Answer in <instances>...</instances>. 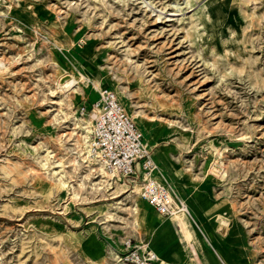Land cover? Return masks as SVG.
I'll use <instances>...</instances> for the list:
<instances>
[{
    "label": "rangeland",
    "instance_id": "obj_1",
    "mask_svg": "<svg viewBox=\"0 0 264 264\" xmlns=\"http://www.w3.org/2000/svg\"><path fill=\"white\" fill-rule=\"evenodd\" d=\"M94 79L147 116L155 175L187 204L185 231L183 210L139 197L175 230L158 255L181 242L170 264H264V0H0V264H121L119 244L144 243L134 182L96 190L74 162L62 110L91 118Z\"/></svg>",
    "mask_w": 264,
    "mask_h": 264
},
{
    "label": "built area",
    "instance_id": "obj_2",
    "mask_svg": "<svg viewBox=\"0 0 264 264\" xmlns=\"http://www.w3.org/2000/svg\"><path fill=\"white\" fill-rule=\"evenodd\" d=\"M80 112L93 120L92 152L109 171L116 173L115 179L118 177L126 184L140 180L142 197L162 215L187 209V204L157 179L153 149L145 144L143 131L115 90L99 88L98 97L82 103ZM125 243L127 248L119 256L121 264H159V255L150 245L130 240Z\"/></svg>",
    "mask_w": 264,
    "mask_h": 264
},
{
    "label": "bare ground",
    "instance_id": "obj_3",
    "mask_svg": "<svg viewBox=\"0 0 264 264\" xmlns=\"http://www.w3.org/2000/svg\"><path fill=\"white\" fill-rule=\"evenodd\" d=\"M254 4V3H253ZM257 5V4H256ZM259 5V4H258ZM210 8V15L207 18V21H210V25H207V29H210L212 31V33L214 34V32H219V26H218V22L219 20L216 18L215 19V13H217V10L215 9L214 6H209ZM225 9V8H224ZM225 14H227V11L225 9ZM218 17L220 18V15L218 13ZM262 23V22H261ZM127 57V56H126ZM130 63V62H129ZM131 64V63H130ZM115 75V74H114ZM64 76V75H63ZM118 76V75H116ZM61 79V78H60ZM62 81V82H61ZM75 80L72 79L69 75L66 74V76L64 78H62V80H60L59 82V88L62 90L63 87H70L72 85V83ZM94 81L97 83L95 86L97 88H99V84L100 81L99 79H94ZM64 85V86H63ZM125 85V84H124ZM53 90V89H52ZM51 90V91H52ZM129 93V92H128ZM63 95V94H62ZM68 95V94H67ZM53 99V98H52ZM59 101V100H58ZM65 101V100H64ZM68 101V100H67ZM64 103V102H63ZM66 103V102H65ZM70 105V104H69ZM128 108L129 110H131V114L133 116L134 119H136L138 122H140V124L142 125V127L145 126L146 124V118L147 116L144 115L143 111L138 110L136 104H134L133 102H128ZM67 106V105H66ZM67 109V108H66ZM72 109V108H71ZM62 110V109H61ZM64 112V119L65 122H73V124L75 125V128L78 129V131L80 132L82 139H81V147L75 151L78 152V155L75 156V164L78 167V171L81 169L82 164H86L88 166V168L90 170L95 169L99 175L97 177H101V179H99L98 181L94 182V189H103L105 192L109 193L111 190L114 189V185H113V181L112 179H114L116 173L109 171L106 167L105 164L101 161V159L95 155L92 152L91 149V142H92V134H93V120L91 118H87V117H83V116H79L74 112L73 110H62ZM60 115V114H58ZM58 118V117H57ZM62 118V117H61ZM59 119V118H58ZM148 119V118H147ZM55 121V120H54ZM64 124V123H63ZM70 124V123H69ZM179 125V124H178ZM75 131V130H74ZM146 131L150 132L151 131V127L147 126L146 127ZM76 133V132H75ZM69 136V135H68ZM77 138V137H76ZM63 141V140H62ZM71 142V141H70ZM146 144V143H145ZM69 145V144H67ZM148 145V144H146ZM73 148V147H72ZM66 149V148H65ZM77 149V148H76ZM67 150V149H66ZM70 150V149H69ZM73 150V149H72ZM41 153V152H40ZM75 154V153H74ZM47 160H49V157L46 158ZM54 162V161H53ZM1 163H3L1 161ZM49 163V162H47ZM58 163V162H57ZM9 164V163H8ZM46 164V162L44 163ZM74 164V163H73ZM12 166V165H11ZM85 167V166H84ZM65 168V167H64ZM210 168V167H209ZM6 172H10L11 168L10 165H6L5 166ZM54 169V168H53ZM74 170V169H73ZM49 171V170H47ZM56 171V170H55ZM81 171V170H80ZM82 172V171H81ZM49 174V173H48ZM73 174V173H72ZM78 174V172H77ZM87 174V173H86ZM47 175V174H46ZM96 175V174H95ZM87 176V175H85ZM61 177V176H60ZM73 177V176H72ZM79 178V177H78ZM81 178V177H80ZM52 179V178H51ZM53 180V179H52ZM77 180V178H76ZM88 180V178H87ZM95 180V179H94ZM64 181V180H63ZM119 181V178L116 177V182ZM83 182V181H82ZM63 185L66 184V182H61ZM101 183H104V185H100ZM80 184V183H79ZM85 184V183H83ZM86 185V184H85ZM92 185V184H90ZM74 187V185H73ZM69 191V190H68ZM115 191V190H114ZM141 192H142V182H139V180H135L134 181V185L130 191V194H132L135 197V201L134 204L132 205V223L133 226H135V228L139 229L140 225L144 224L146 225V229H145V233L144 235H142L141 239L142 241H144V244L150 245L152 244V242L154 240H157L158 243L160 242L161 246H158L157 248H161L163 249L167 243L169 242V240L167 239V235L169 232L174 231V228L169 225L168 227H164L163 224L161 222L158 221H152L149 212L143 208L140 204L139 201V197L141 196ZM99 193V192H98ZM80 196V195H79ZM108 205V204H107ZM105 211L107 212V215L112 217V214L110 213V210L108 208H105ZM114 215V214H113ZM189 216V212L187 211V209L183 210V214L180 216L182 219L180 220V224L182 226H184V230L187 231L188 230V222L185 220L187 217ZM179 217V219H180ZM126 221V219H125ZM128 221V220H127ZM129 222V221H128ZM187 225V226H186ZM109 227V226H108ZM181 229V228H180ZM123 230V229H122ZM138 234V233H137ZM141 235V234H140ZM187 235V234H186ZM185 235V236H186ZM184 236V237H185ZM187 237V236H186ZM181 243V242H180ZM180 243L175 247L169 250L168 254H166V256H162L161 254H159V264H170V259L175 256V254H177V252L180 250L179 246ZM119 246L121 247L122 250H125V247L123 244L122 246L119 244ZM113 253L117 252L114 250H112ZM162 252V251H160ZM179 253V252H178ZM88 258L91 259V261H95L92 257L87 256ZM116 264V263H115ZM119 264V263H118Z\"/></svg>",
    "mask_w": 264,
    "mask_h": 264
},
{
    "label": "crops",
    "instance_id": "obj_4",
    "mask_svg": "<svg viewBox=\"0 0 264 264\" xmlns=\"http://www.w3.org/2000/svg\"><path fill=\"white\" fill-rule=\"evenodd\" d=\"M101 88V87H100ZM98 97V96H97ZM95 100V99H94ZM145 200V199H144ZM146 201V200H145ZM147 202V201H146ZM148 203V202H147ZM149 204V203H148ZM150 205V204H149ZM151 206V205H150ZM152 207V206H151ZM153 208V207H152ZM151 246V245H150ZM152 247V246H151ZM153 248V247H152ZM154 249V248H153ZM155 250V249H154ZM156 251V250H155ZM157 252V251H156Z\"/></svg>",
    "mask_w": 264,
    "mask_h": 264
}]
</instances>
